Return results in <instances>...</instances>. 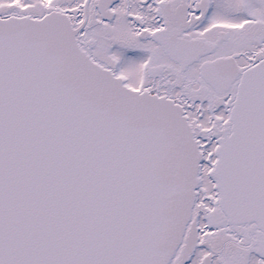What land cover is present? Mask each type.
Masks as SVG:
<instances>
[{
	"label": "snow or ice",
	"instance_id": "snow-or-ice-1",
	"mask_svg": "<svg viewBox=\"0 0 264 264\" xmlns=\"http://www.w3.org/2000/svg\"><path fill=\"white\" fill-rule=\"evenodd\" d=\"M0 264H264V0H0Z\"/></svg>",
	"mask_w": 264,
	"mask_h": 264
}]
</instances>
